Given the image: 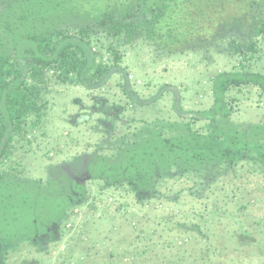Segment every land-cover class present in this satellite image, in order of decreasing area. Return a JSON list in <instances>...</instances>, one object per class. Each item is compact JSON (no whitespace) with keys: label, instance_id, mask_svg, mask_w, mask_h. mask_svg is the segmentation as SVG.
I'll return each instance as SVG.
<instances>
[{"label":"trees","instance_id":"16d2710c","mask_svg":"<svg viewBox=\"0 0 264 264\" xmlns=\"http://www.w3.org/2000/svg\"><path fill=\"white\" fill-rule=\"evenodd\" d=\"M140 40L165 58L226 41L227 52L240 66L213 78L209 109L114 133L108 147L84 159L81 177L60 165L51 167L46 179L27 176L17 159L50 111L45 93L55 85L95 91L120 68L124 48ZM262 43L264 0H0V263L9 264L12 255L28 253L44 238H57L56 230L62 242L78 202L88 192L84 181L100 182L101 190L142 196L151 206V193L160 181L188 174L216 178L244 162L264 167V123L236 124V100L230 95L245 87L264 95V73L246 67L261 56ZM123 74L129 82V74ZM102 212L80 225L82 232L65 244L54 262L41 257L39 263L87 264L80 242L93 241L92 229L101 223H110L107 240L100 241L110 258L97 264H140L159 245L183 250L193 239L183 231L172 242L163 236L141 248L142 239L186 228L188 221L176 213L155 228L141 229L130 219L137 247L119 258L120 218ZM247 237L231 235L239 242ZM208 247L212 255L221 250Z\"/></svg>","mask_w":264,"mask_h":264},{"label":"rangeland","instance_id":"374dc122","mask_svg":"<svg viewBox=\"0 0 264 264\" xmlns=\"http://www.w3.org/2000/svg\"><path fill=\"white\" fill-rule=\"evenodd\" d=\"M225 42L165 58L140 40L124 48L120 68L95 91L63 85L51 87L45 93L50 102L47 118L17 161L23 163L30 177L46 179L55 165L81 177L84 159L99 147H108L114 133H131L147 124L158 126L209 109L214 102L213 78L221 71L240 66V60L227 52ZM103 53L105 61L111 63L109 54ZM246 67L264 73V43L261 56L246 63ZM124 72L129 74V82ZM230 95L236 100L232 116L236 124L249 127L264 123V95L257 88L245 87L242 92L235 90ZM84 183L88 192L78 202L76 218L68 226L63 241H57L56 230L57 238L42 239L28 248L29 254L12 255L9 264H40L41 257H52L54 262L65 244L74 242L76 233L82 232L80 225L102 211L120 218L123 235L116 254L119 258L137 247L128 220L139 223L141 229H152L156 223L178 213L180 219L188 221L187 230L182 227L175 232L157 233L142 239L138 247L158 243L163 236L166 242H172L183 231L189 232L192 241L183 250L159 245L140 264H264L263 166L244 162L216 178L188 174L160 181L151 193V206L142 196L118 189L101 190L102 184L97 181ZM197 223L200 226L194 228ZM109 226L110 223L95 224V228L89 229L95 239L80 242L87 264L110 258L108 249L100 243L107 240ZM240 233L249 237L244 242L231 238L232 234ZM76 241L79 243L77 238ZM210 244L220 247L217 255L211 254Z\"/></svg>","mask_w":264,"mask_h":264}]
</instances>
